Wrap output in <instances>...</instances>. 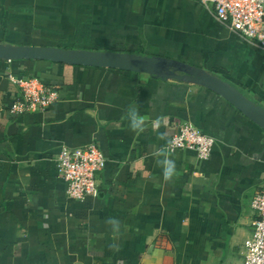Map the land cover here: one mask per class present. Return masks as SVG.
Returning <instances> with one entry per match:
<instances>
[{
	"label": "crops",
	"instance_id": "obj_1",
	"mask_svg": "<svg viewBox=\"0 0 264 264\" xmlns=\"http://www.w3.org/2000/svg\"><path fill=\"white\" fill-rule=\"evenodd\" d=\"M0 43L163 56L264 106V50L195 0H0ZM11 74L55 86L57 99L11 116ZM131 109L143 131L131 129ZM187 121L215 138L209 159L168 149ZM92 143L107 159L98 194L70 199L56 156ZM166 158L176 166L168 181ZM261 191L264 130L215 92L147 73L0 59V264H242Z\"/></svg>",
	"mask_w": 264,
	"mask_h": 264
},
{
	"label": "built area",
	"instance_id": "obj_2",
	"mask_svg": "<svg viewBox=\"0 0 264 264\" xmlns=\"http://www.w3.org/2000/svg\"><path fill=\"white\" fill-rule=\"evenodd\" d=\"M212 11L222 25L239 38L264 50V0H195ZM10 62V61H9ZM18 88V97L9 113L13 117L41 112L58 97L55 86L34 76L9 75ZM215 138L191 122H183L171 137L169 150H190L201 160L211 156ZM107 159L97 144L78 148L63 146L56 156L58 175L66 184V194L73 200H84L98 194L97 174L105 168ZM255 213L250 237L245 241L242 264H264V191L251 200Z\"/></svg>",
	"mask_w": 264,
	"mask_h": 264
},
{
	"label": "water",
	"instance_id": "obj_3",
	"mask_svg": "<svg viewBox=\"0 0 264 264\" xmlns=\"http://www.w3.org/2000/svg\"><path fill=\"white\" fill-rule=\"evenodd\" d=\"M0 59L45 60L68 65L120 69L147 73L161 79L203 86L223 97L244 116L264 130V106L245 96L236 86L208 71L158 55L70 49L58 46L10 45L0 43Z\"/></svg>",
	"mask_w": 264,
	"mask_h": 264
},
{
	"label": "clouds",
	"instance_id": "obj_4",
	"mask_svg": "<svg viewBox=\"0 0 264 264\" xmlns=\"http://www.w3.org/2000/svg\"><path fill=\"white\" fill-rule=\"evenodd\" d=\"M130 127L133 131H143V125L145 123L144 117L138 114V111L131 109L129 111ZM162 118H157V122ZM163 164V177L165 181L171 180L175 174L176 166L175 162L171 159H165Z\"/></svg>",
	"mask_w": 264,
	"mask_h": 264
}]
</instances>
